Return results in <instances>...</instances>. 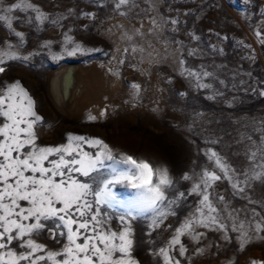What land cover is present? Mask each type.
<instances>
[{"label":"snow or ice","instance_id":"1","mask_svg":"<svg viewBox=\"0 0 264 264\" xmlns=\"http://www.w3.org/2000/svg\"><path fill=\"white\" fill-rule=\"evenodd\" d=\"M214 10L215 0H200L195 13L169 0H0V264H192L208 250L219 264H241L264 241V113L243 119L235 107L240 94L264 97V79L245 68L257 60L254 44L264 51V16L244 18L248 43L227 34ZM49 31L30 46V34ZM230 41L240 49L234 63ZM95 53L133 107L148 94L154 110L165 93L174 98L203 143L191 167L173 172L74 132L44 143L52 124L14 67ZM201 99L226 108L210 113ZM108 114L105 106L86 120Z\"/></svg>","mask_w":264,"mask_h":264},{"label":"rangeland","instance_id":"2","mask_svg":"<svg viewBox=\"0 0 264 264\" xmlns=\"http://www.w3.org/2000/svg\"><path fill=\"white\" fill-rule=\"evenodd\" d=\"M169 2L179 10L190 9L195 13L196 4L200 0H169ZM205 2L211 3V0ZM215 5L218 6V10L211 12L212 19L219 20L220 27L235 39L252 43L244 18L250 12L253 19L264 16V0H252L250 5H245L243 0H215ZM208 11L209 9H205V12ZM226 17L229 19L226 20ZM189 20L191 21V17ZM189 26L195 27L191 23ZM207 27L206 21L200 22L199 30L205 35L202 46L207 45ZM228 28L232 31L228 32ZM53 36L51 31L30 34L32 41L30 46H34L38 39H48ZM91 37L100 39L95 36V31ZM100 46L105 47L104 44ZM254 47L257 49V60L254 64L245 63V68L251 70L254 79H264V51L258 45L254 44ZM226 52L227 58L234 63L240 54V49L230 41L226 45ZM107 61L108 58L100 53L65 57L60 62H53L46 55H41L34 61L35 66L14 67L11 75L21 78L33 91L42 113L52 124L50 129L44 131V143H62L66 133L74 132L98 136L118 151L148 159L154 164L166 165L173 172L178 173L191 167L192 160L199 155L197 148L203 147V143L200 133L197 132L193 136L183 122L181 114L174 111V98L165 93L158 109L154 110L156 105L153 103L152 95L148 94L133 107L125 86L106 71ZM73 64L77 69L78 86L82 89L72 99L68 110H64L51 96V80L56 70ZM164 70L170 71V66H165ZM127 79H131V76ZM176 87L184 90L181 84H177ZM195 103L201 106L209 105L208 111L215 114H219L222 107L226 108V105L214 104L203 99ZM105 106L109 108L106 118L96 122L86 120L90 111L98 113ZM235 107L242 110L243 119H248V114L259 116L264 113V97L252 93L240 94ZM223 115L227 118L234 114L226 110ZM236 203L239 206L243 202L236 201ZM161 238L157 237V239ZM227 247L231 248V245ZM140 254L144 255L142 251ZM241 255L244 257L241 264H247L249 258H264V241L253 242L246 256ZM222 259V256L213 255L211 250H208L204 255L193 257L192 264H219V260Z\"/></svg>","mask_w":264,"mask_h":264},{"label":"bare ground","instance_id":"3","mask_svg":"<svg viewBox=\"0 0 264 264\" xmlns=\"http://www.w3.org/2000/svg\"><path fill=\"white\" fill-rule=\"evenodd\" d=\"M76 65H70L56 70L51 80V96L64 110H68L72 99L80 93L76 76ZM67 79V86H65Z\"/></svg>","mask_w":264,"mask_h":264}]
</instances>
